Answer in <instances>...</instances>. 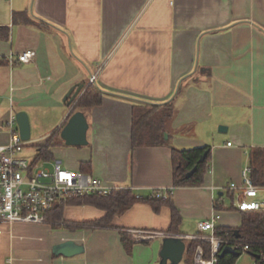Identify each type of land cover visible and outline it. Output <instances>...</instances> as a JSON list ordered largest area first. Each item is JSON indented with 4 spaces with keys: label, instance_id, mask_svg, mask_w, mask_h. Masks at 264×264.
Segmentation results:
<instances>
[{
    "label": "crops",
    "instance_id": "obj_1",
    "mask_svg": "<svg viewBox=\"0 0 264 264\" xmlns=\"http://www.w3.org/2000/svg\"><path fill=\"white\" fill-rule=\"evenodd\" d=\"M28 49L37 52L31 62H7ZM94 73L104 98L82 110L88 144L67 145L60 135L52 159L80 171L90 161L88 173L141 197L172 189L180 231H169L168 205L155 211L136 201L108 226L89 222L104 210L67 205L63 220L84 225L0 222V264L8 258L13 264H160L163 238L197 234L215 201L232 198L229 183L241 184L249 151L264 147V0H0V144L10 142L7 121L21 110L31 119L59 114L36 135L37 144L60 134ZM80 83L68 104L64 97ZM169 101V143L133 142L134 105ZM171 145L210 147L201 184L174 186ZM220 211L218 225H241L242 214L231 204ZM134 230L155 235L140 238ZM69 239L84 244V252L56 256L54 244ZM186 250L180 264H195ZM236 264L257 262L249 253Z\"/></svg>",
    "mask_w": 264,
    "mask_h": 264
},
{
    "label": "built area",
    "instance_id": "obj_2",
    "mask_svg": "<svg viewBox=\"0 0 264 264\" xmlns=\"http://www.w3.org/2000/svg\"><path fill=\"white\" fill-rule=\"evenodd\" d=\"M36 55V50L28 49L17 54L11 53L6 60L11 65L29 63ZM96 78L97 74H92L90 82L95 81ZM7 126L11 136L10 142L0 144V222L56 224L58 222L49 216V211L57 204L67 201L69 197L85 194L107 195L116 189L124 188L109 184L91 173L64 167L60 158L27 159L22 155L27 141L21 137L16 114L11 115ZM251 172V166L247 164L241 171V184L232 181L228 185L233 195L231 206L238 210L264 209V196H259L264 185L256 184ZM162 195V192L157 193V196ZM226 206L225 199L219 197L215 201L214 214L197 223L199 230L197 234H174L181 235L184 239L196 238L210 243V258L205 257L202 244L196 246L195 264H215L225 245H231L236 250L249 249V244H243L237 236L231 237L217 233L216 226L221 217L220 210ZM132 232L140 238L155 235L153 232L140 230ZM7 264H13L11 258L7 259Z\"/></svg>",
    "mask_w": 264,
    "mask_h": 264
},
{
    "label": "trees",
    "instance_id": "obj_3",
    "mask_svg": "<svg viewBox=\"0 0 264 264\" xmlns=\"http://www.w3.org/2000/svg\"><path fill=\"white\" fill-rule=\"evenodd\" d=\"M104 91L95 81L88 83L84 92L77 99L74 109L87 110L100 105L103 102ZM173 114V101L163 104L155 103H138L134 105L133 117V142L140 140L143 136H149L151 141L156 144L169 143V139L163 137L167 131V124ZM44 142L36 144L38 147L37 157L42 159H52V147L54 144V135ZM173 158V183L174 186L180 185H198L204 181L205 173L208 170V161L211 157V149L209 146L177 148L171 145ZM207 151L206 159L199 162L201 155ZM249 165L251 166V176L254 182L258 185H264V147H254L249 151ZM90 161L81 163L83 172H90ZM194 166L197 169L189 177L186 176ZM161 191V190H160ZM159 190H155L149 196L137 197L134 191L130 188H120L114 190L107 195L102 194H85L69 197L67 201L54 206L49 211V216L58 223L52 224L55 226L73 227L76 225H84L69 223L63 220L65 207L67 205H92L105 211V214L98 219L89 221L93 225L108 226L111 224L115 215L123 213L136 201L149 202L155 211H159L162 205H168L171 209V224L169 231L178 233L182 221V215L179 208L173 200V191L168 189L166 195L157 196ZM217 205V203H216ZM236 209L235 207H233ZM238 210V209H236ZM242 214L241 225L234 228L232 226H216V231L220 235L236 236L235 229L239 230L238 237L243 244H249V249L246 252L251 253L256 258L257 264H264V209L259 210H238ZM62 222V223H61ZM188 246L186 256L189 262L193 260L196 246L202 244L204 247V255L206 258L211 257V245L209 242L201 239H187ZM124 242L127 249L130 250L131 241L124 237ZM240 255L244 250L240 249ZM239 256L232 253L218 255L215 264H236Z\"/></svg>",
    "mask_w": 264,
    "mask_h": 264
},
{
    "label": "water",
    "instance_id": "obj_4",
    "mask_svg": "<svg viewBox=\"0 0 264 264\" xmlns=\"http://www.w3.org/2000/svg\"><path fill=\"white\" fill-rule=\"evenodd\" d=\"M83 84L80 83L77 86H73L64 97V100L71 104L75 101L76 97L80 93ZM16 119L20 130L21 137L24 140L31 138V125L29 115L26 111L21 110L16 113ZM89 128V122L82 110L74 111L66 124L61 129V137L65 140L67 145L82 146L88 144L87 131ZM227 129V126H220V130ZM207 151L201 155L199 162H203L206 159ZM197 169L194 166L190 171L187 172L186 176L189 177ZM237 237L240 236L239 230L235 229ZM84 244L77 243L74 240H65L54 244L53 253L56 256L71 257L84 252ZM186 250V241L181 235L169 234L163 238V246L160 251L161 261L160 264H180L183 259L184 252ZM225 253H232L236 256L240 255V251L233 248L231 245H225L220 255Z\"/></svg>",
    "mask_w": 264,
    "mask_h": 264
},
{
    "label": "rangeland",
    "instance_id": "obj_5",
    "mask_svg": "<svg viewBox=\"0 0 264 264\" xmlns=\"http://www.w3.org/2000/svg\"><path fill=\"white\" fill-rule=\"evenodd\" d=\"M28 115H30V114L28 113ZM58 115L59 114L57 112L52 113V114L39 113L37 119L36 118L31 119V116H29L30 125H31V138L29 140H27V144L23 148L22 155L24 157H26L29 160H34L37 157L38 147L36 145L37 144L36 142H38L39 140H36L35 137L37 134L40 135V134H43L46 131H48L49 127L51 126L50 124L52 123V121H55V119L57 118ZM168 125H169V123H168ZM7 129H9V128H7ZM167 134H169L168 130L166 132H164L163 137L165 139L166 138L168 139ZM143 138L146 140H150V137L147 135L143 136ZM53 139H54V144H55L53 147L57 148L59 146L58 142H60L59 140L61 139L60 134L56 133L54 135ZM56 158H59V157H56ZM63 166L69 168V166H67V164L65 162H63ZM77 170H79V169H77ZM223 198L225 199L227 204H231L233 202L232 198L229 195H225V197H223ZM53 227L56 228L55 225H53ZM243 255L249 256V253L244 251L242 253V256Z\"/></svg>",
    "mask_w": 264,
    "mask_h": 264
}]
</instances>
